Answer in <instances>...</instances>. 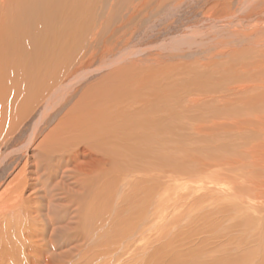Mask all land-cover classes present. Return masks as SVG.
I'll return each instance as SVG.
<instances>
[{"label":"rangeland","instance_id":"rangeland-1","mask_svg":"<svg viewBox=\"0 0 264 264\" xmlns=\"http://www.w3.org/2000/svg\"><path fill=\"white\" fill-rule=\"evenodd\" d=\"M25 1L0 0L1 40ZM44 3L28 67L44 75L26 88L0 60V264H264V208L261 224L217 193L264 175V89L226 92L260 58L232 30L263 28L264 0ZM83 71L41 120L50 85ZM21 195L18 224L4 208Z\"/></svg>","mask_w":264,"mask_h":264},{"label":"bare ground","instance_id":"bare-ground-1","mask_svg":"<svg viewBox=\"0 0 264 264\" xmlns=\"http://www.w3.org/2000/svg\"><path fill=\"white\" fill-rule=\"evenodd\" d=\"M3 1V0H2ZM45 0H39V1H34V0H26L24 4H22L18 9L17 11L13 14L12 13V16L9 17L8 20H10V25L7 24V28H6V31L4 33V36H3V40H1L0 42V60L2 61V63L4 65H6L7 67V70H10L11 69V72L13 75L14 71L13 69L16 70V75H18L21 71L23 73V76H24V80H20L21 79V75H18L20 78L18 79L20 84H22L24 87H31V86H35V81H37L38 79H40L41 76L44 75V70L43 68L41 69H37V72L36 73H33V71H30L29 68H30V63L33 62L32 61V56L36 59L37 57H39V55L36 57L34 56V53L35 51L32 50V45H31V42H32V39H31V35H33V33H35L36 31H33L32 32V29L35 24H37L39 22V26H41L40 24L42 23L45 27H47L46 25L48 24V11H47V6L49 4H46L44 3ZM49 1V0H48ZM255 1V0H254ZM261 2V1H260ZM52 3H55V2H52ZM51 3V4H52ZM61 2H59L60 4ZM257 4V3H256ZM50 5V4H49ZM244 6V5H243ZM51 7V5H50ZM55 8V7H54ZM262 8V7H261ZM49 9V8H48ZM58 9V8H56ZM55 9V10H56ZM54 10V9H53ZM261 10V9H260ZM263 10V9H262ZM50 12V11H49ZM227 12V11H226ZM211 13V12H210ZM228 15V14H227ZM51 20V19H50ZM231 23V22H229ZM233 24V23H232ZM254 24V23H253ZM252 24V25H253ZM264 24V23H263ZM243 25V24H242ZM241 25V26H242ZM228 26L230 27L229 24L223 26L225 30L228 29ZM232 26V25H231ZM248 26V25H247ZM233 28V27H232ZM243 28V27H242ZM247 28V27H246ZM223 29V30H224ZM231 30V29H230ZM75 31V30H74ZM236 34L237 33H241L240 36H242L244 39L248 38L251 36H253V34H256L258 35L259 37L256 38L258 40H255L254 44L256 43H259L258 46L261 45H264V27H260L257 29L255 28L254 31H246V30H241L239 28H233V30ZM256 31V32H255ZM230 32V31H229ZM3 34V33H2ZM233 34V33H232ZM261 36H260V35ZM235 35V34H234ZM238 35V34H237ZM250 37V38H251ZM62 41L64 42L67 38H65V36L61 37ZM242 38V39H243ZM254 38V37H253ZM226 39V38H225ZM241 39V38H240ZM253 40V39H252ZM235 41V40H234ZM249 41V40H248ZM239 42V41H238ZM252 42V43H253ZM261 42V43H260ZM226 43V42H225ZM233 43V42H232ZM252 43H249V44H252ZM261 45V46H262ZM253 46L255 45H252L250 46L251 48H248L249 50L252 48H254ZM226 47V46H225ZM246 48V46H245ZM236 49V48H235ZM234 49V50H235ZM256 49V48H255ZM258 49V47H257ZM262 49V47H261ZM233 50V49H232ZM236 51V50H235ZM240 51V50H239ZM248 51V50H246ZM254 51V50H252ZM40 52V51H39ZM38 52V53H39ZM257 52V51H256ZM259 52V51H258ZM231 53V52H230ZM240 53V52H239ZM243 55H246V53L244 52L243 50ZM223 54L224 55H228V52H227V49H225L223 51ZM240 55V54H238ZM237 55V56H238ZM252 56V54H251ZM259 56V55H258ZM255 57V56H254ZM44 59V58H43ZM250 59V58H249ZM248 58L246 59V62L245 64H242L244 62H240L238 64V70L236 72V74L234 75V81H235V86L229 88L227 87V93L228 91L232 90L234 94H237L238 96L244 94V93H247L246 90L248 89H252L253 92L257 91V90H260L261 88L264 89V47L262 49V51H260V58L258 61H255L253 60V62L256 63V66L255 67H250V65L248 64ZM243 61V60H242ZM39 63H42V60L39 62ZM254 63V64H255ZM254 64H251L254 65ZM249 65V67H248ZM43 66V65H42ZM29 67V68H28ZM252 68V69H251ZM46 69V68H45ZM226 69V68H225ZM235 69H237L235 67ZM88 72V71H87ZM38 73V75H37ZM26 74V75H25ZM86 71H83V73H79L77 74L79 77H75L71 80H69V82L65 83V84H62V81L59 82V80L61 79V77H58V81L56 84L54 85H50V89H52L53 87H56V89H54L53 91H51L50 93H47V102L44 106V110H43V113L41 115V120H43L44 116L47 115V111L51 110V108H53L55 104H57L63 97L64 95H66L68 92H69V89L74 85V83H76L77 81H79L80 79H83L86 75ZM258 74L260 76H258ZM7 76V75H6ZM10 76V75H9ZM14 76V75H13ZM257 76V78L255 79V77ZM238 77V79H236ZM11 78V77H10ZM253 78L255 79V82L253 80ZM9 80V78H8ZM17 80V81H18ZM257 80V81H256ZM11 81V80H10ZM238 83H237V82ZM18 82V83H19ZM254 82V86L251 85V83ZM47 83V82H46ZM21 85V86H22ZM42 85V84H41ZM9 86V85H8ZM43 86V85H42ZM229 86V85H227ZM47 87V86H46ZM48 87H49V84H48ZM24 88V89H26ZM23 89V88H21ZM20 89V90H21ZM44 89V88H43ZM24 91V90H23ZM47 91V90H45ZM27 92V91H25ZM34 92V91H33ZM225 92V93H226ZM69 94V93H68ZM42 95V94H41ZM246 95V94H244ZM29 96V95H28ZM226 96V95H224ZM224 99H226L225 97H223ZM32 99V98H31ZM226 101H228V99H226ZM251 102V100H250ZM247 103V102H246ZM227 104V103H226ZM46 114V115H45ZM261 115V114H260ZM258 117L256 118L257 121L260 122L261 124V116L257 115ZM40 120V121H41ZM61 121V120H60ZM107 126V125H106ZM35 129V128H34ZM34 132V130H33ZM32 132V136L34 138V133ZM58 134V133H57ZM45 141V139H44ZM46 142V141H45ZM264 145V144H263ZM261 141L260 140H257L256 141V150L254 151V157H256V164L260 165L261 164V160H262V156L261 155ZM26 149V148H25ZM25 152V151H24ZM255 159V158H254ZM41 160V159H40ZM36 166V165H35ZM80 166V165H79ZM76 168V167H75ZM78 168V167H77ZM81 168V167H79ZM85 169V168H84ZM24 170V169H23ZM38 170V169H36ZM75 170V169H74ZM203 170V169H202ZM40 172V171H39ZM79 172V171H78ZM19 173V172H18ZM17 174V172L15 173ZM20 174V173H19ZM88 174V173H87ZM25 176V175H24ZM90 176V173L89 175ZM16 177V176H15ZM18 178V177H17ZM23 178V177H21ZM37 178V177H36ZM83 180H84V176L82 177ZM86 178V176H85ZM18 180V179H17ZM16 180V181H17ZM24 180V179H23ZM107 180V179H106ZM110 180V179H109ZM210 180V179H209ZM216 180V179H215ZM20 181V180H19ZM87 181V179H86ZM203 181V180H202ZM26 183V182H25ZM198 183V182H197ZM203 183V184H202ZM221 182L220 181H214V179L210 180V181H206V182H201V184L198 186V188H200L201 186L203 187V189H207L206 192H215L216 193V190L212 189L210 186H207V185H211V184H220ZM222 184V183H221ZM50 186V185H49ZM104 186V185H103ZM189 186V185H188ZM13 187V186H12ZM106 187V186H105ZM105 189V188H104ZM24 190V189H23ZM58 190V189H56ZM72 191V190H71ZM220 193L221 197L223 198H228V199H232L234 200L233 204H232V207H234L237 212H239L240 210H238L236 207L238 208H241L244 207L245 209H248L249 212L248 213H243L247 218H257L256 220H258V222H260L263 218L259 216V214L257 215H254L252 214V212L254 213V211H257V207L258 208H264V175H253V173L249 174V177H247V179L245 180H242L241 182H237L236 184H229V186H221L220 189L217 191V193ZM5 193V192H4ZM7 193V192H6ZM22 194V193H21ZM168 194V193H167ZM203 194V193H202ZM24 195V194H23ZM23 195L21 196H17V198L15 200H12L9 204L5 205L6 208H4V212H6V214H8V219L10 218L11 220L15 221L16 223L19 224V219H22V215L21 214V209L23 208L22 206H24L25 203H23L24 201V198H23ZM215 195V194H214ZM216 196V195H215ZM213 197V196H212ZM218 197V196H217ZM215 198V197H213ZM9 199V198H8ZM11 199V198H10ZM217 199V198H216ZM218 200V199H217ZM3 201V200H2ZM1 201V202H2ZM6 203L7 201L4 200ZM155 201V200H154ZM228 201V200H227ZM9 202V201H8ZM206 202V201H205ZM224 202V201H223ZM232 203V202H231ZM221 204V203H220ZM2 205V204H1ZM228 205V204H227ZM172 206V205H171ZM54 207V206H53ZM158 209V208H157ZM86 210V209H85ZM225 210V209H224ZM2 211V210H1ZM198 211V210H197ZM227 211H232V209L230 210H227ZM264 211V210H263ZM24 212V210H23ZM85 212V211H84ZM222 212V211H221ZM229 213V212H228ZM226 213V215L228 214ZM2 214V213H1ZM26 214V213H25ZM232 214V213H230ZM236 214V213H235ZM263 214V212H262ZM158 215V214H157ZM4 216V215H3ZM31 216V215H30ZM159 216V215H158ZM235 217V216H234ZM241 217H244V216H240V220H241ZM245 217V218H246ZM6 218V217H5ZM26 218V217H25ZM31 218V217H29ZM172 218V217H171ZM35 219V218H34ZM74 219V218H73ZM162 219H164L162 217ZM243 220H245L244 218H242ZM260 219V220H259ZM7 220V218H6ZM32 220V219H31ZM160 222H161V219H159ZM232 220V219H231ZM234 220H237V216L235 217ZM238 220H239V216H238ZM237 220V221H238ZM242 220V221H243ZM92 221V220H91ZM164 221V220H163ZM241 221V223H242ZM246 221V220H245ZM158 222V221H157ZM233 222V221H232ZM235 222V221H234ZM240 222V221H239ZM254 222V221H253ZM252 222V223H253ZM263 222V221H262ZM262 222H260L262 224ZM238 222H235V224H237ZM245 223V222H244ZM256 223V222H255ZM255 223H253L254 225H256ZM259 223V224H260ZM264 223V222H263ZM41 224V223H40ZM39 224V225H40ZM165 224V223H164ZM32 225V224H31ZM98 225V224H97ZM162 225V224H160ZM10 226V224H9ZM239 226V224H238ZM242 226H243V223H242ZM258 226V225H257ZM262 226H264L262 224ZM158 227V226H157ZM260 227V225L258 226ZM258 227H254V230L257 232V230H259ZM155 228V227H154ZM153 228V229H154ZM163 228V227H162ZM247 228V227H246ZM253 228V226H252ZM23 229V228H22ZM151 229V228H150ZM245 229V228H244ZM261 229V227H260ZM152 230V229H151ZM150 230V231H151ZM157 230V229H156ZM240 230V228H239ZM249 230V229H248ZM158 231V230H157ZM162 231V230H161ZM246 230H242L243 233H245ZM261 231V230H260ZM153 232V231H152ZM241 230H240V235L242 236L243 234ZM83 234V233H82ZM247 234V233H246ZM245 234V235H246ZM254 234V233H253ZM30 235V234H29ZM148 235V234H147ZM146 235V236H147ZM153 235V234H151ZM257 235V234H256ZM35 236V235H34ZM250 236V235H248ZM26 237V236H25ZM139 237V235H138ZM156 237V236H155ZM208 237V236H207ZM250 237H253V236H250ZM28 238V237H27ZM33 238V237H32ZM181 237H179L180 239ZM209 238V237H208ZM138 239V238H137ZM165 239V238H163ZM176 239V238H175ZM184 239V238H183ZM202 239V238H200ZM248 238H246L247 240ZM205 240V238H204ZM254 239L252 238V241ZM261 240V239H260ZM259 240V243H261ZM155 241V240H154ZM250 243L252 241H250V239L248 240ZM247 241V242H248ZM255 241V240H254ZM253 241V243H254ZM36 242V241H35ZM202 242V240H201ZM257 242V241H256ZM263 242V241H262ZM169 243V242H168ZM183 243V242H182ZM212 243V242H211ZM170 244V243H169ZM187 244V243H186ZM173 245V244H172ZM175 245V244H174ZM237 245V244H235ZM250 245V244H249ZM259 245V244H258ZM252 246V249H253V245H250ZM260 246H262L260 244ZM177 247V246H175ZM204 248V246H202ZM239 247V246H238ZM172 248H174L172 246ZM171 248V250H172ZM251 248V247H250ZM257 248V246H256ZM262 250L264 249V247L262 246L261 247ZM173 250H177V249H173ZM194 250V249H193ZM204 250V249H203ZM239 250V249H238ZM237 250V251H238ZM253 250H256L255 248ZM261 250V249H260ZM178 251H180L178 249ZM184 251V250H183ZM219 251V250H218ZM216 251V253L218 252ZM236 251V250H235ZM242 250H240V253H241ZM182 252V250L180 251V253ZM190 252H188L189 254ZM238 253V252H237ZM238 253V254H240ZM172 254V253H171ZM177 254V253H175ZM245 254V253H244ZM179 255V254H178ZM219 256V255H218ZM242 256V255H241ZM250 256L252 257H261V254L259 253V255H257V253L253 252V253H250L249 255H246L245 257L248 258V261L249 263H258V260L255 262L254 260L256 258H250ZM229 257V256H228ZM195 258V257H194ZM210 258V257H209ZM189 259V258H188ZM213 260V259H212ZM193 261V260H192ZM16 263V262H15ZM17 264H18V261H17Z\"/></svg>","mask_w":264,"mask_h":264}]
</instances>
